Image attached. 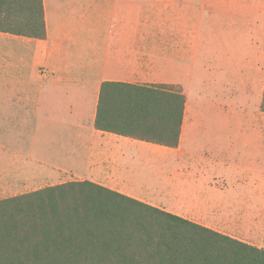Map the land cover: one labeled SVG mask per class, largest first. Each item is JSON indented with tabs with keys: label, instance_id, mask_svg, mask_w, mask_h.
I'll use <instances>...</instances> for the list:
<instances>
[{
	"label": "crops",
	"instance_id": "crops-1",
	"mask_svg": "<svg viewBox=\"0 0 264 264\" xmlns=\"http://www.w3.org/2000/svg\"><path fill=\"white\" fill-rule=\"evenodd\" d=\"M41 6L45 39L29 27ZM261 19L264 0H0V194L90 181L209 229L255 213L264 142L212 117L239 116L224 87L247 108L256 91L255 59L218 42L223 22ZM107 82L181 90L179 146L98 130Z\"/></svg>",
	"mask_w": 264,
	"mask_h": 264
},
{
	"label": "trees",
	"instance_id": "trees-1",
	"mask_svg": "<svg viewBox=\"0 0 264 264\" xmlns=\"http://www.w3.org/2000/svg\"><path fill=\"white\" fill-rule=\"evenodd\" d=\"M30 31L46 38L44 13ZM186 98L104 83L98 130L179 146ZM264 111V97L261 105ZM0 264H264V250L90 181L0 200Z\"/></svg>",
	"mask_w": 264,
	"mask_h": 264
},
{
	"label": "rangeland",
	"instance_id": "rangeland-1",
	"mask_svg": "<svg viewBox=\"0 0 264 264\" xmlns=\"http://www.w3.org/2000/svg\"><path fill=\"white\" fill-rule=\"evenodd\" d=\"M223 28H224L223 36L218 38V42L219 44L224 46L225 51L227 49H229L230 51L231 48L234 47L235 48L234 50H239L237 55L240 57V60H242L243 57L247 58L248 56L251 59V61L253 58L255 59L256 68L254 71L253 81L256 85L255 88L256 91L252 93V90H250L251 99L248 102L249 106L247 108L244 104L245 100L243 99L242 91H241V96L239 92V97L234 95V97L232 98L229 91H226V87H224L223 89L224 100L222 99V101L224 102L225 108L232 107L233 109H238L239 116L236 117L233 113L230 114L228 110H230L231 108H229L227 109V111H225L227 113H225L224 115H219L218 117H212V118H216L218 120V124H220L219 126H222V123L228 126H233L235 127L234 129L235 131H237V127L239 124L241 125L246 124L250 127H253L254 130L251 129L253 132L248 134L252 138H254L255 141H259L260 139V141L263 143L264 142V111H262L261 109L262 99L260 101V96L257 92V84L261 80L264 81V20L263 19L256 20L255 22L239 21V22H234L233 25L232 22L224 21ZM209 44H211L210 41ZM230 58H231V53L225 52V63L226 62L230 63L231 62ZM240 72L243 73L241 74L242 76L236 75V72L233 69L229 71V73L235 77L234 78L235 81L242 80L243 77L249 76L247 65H245L244 67L241 65ZM223 83L225 86H227L226 79H224ZM228 130L229 129L226 126L224 129L225 134H227ZM232 135L236 137V133L232 132ZM242 137L243 136H241V138ZM238 142L239 141L237 142L235 141V144H237ZM66 182L68 183L70 182V180ZM50 183L51 182H49V184L45 188L57 186ZM8 198H13V197L0 194V200H4ZM247 215L249 219L245 220V218H247ZM247 215L243 214L242 216L243 219L236 222L235 225L229 223L223 227H219L217 229H211V230L232 237L238 241L243 240L249 242L250 244L248 243L246 244L264 250L263 198L261 205L256 206V212Z\"/></svg>",
	"mask_w": 264,
	"mask_h": 264
}]
</instances>
